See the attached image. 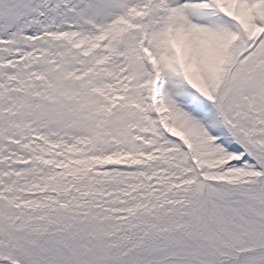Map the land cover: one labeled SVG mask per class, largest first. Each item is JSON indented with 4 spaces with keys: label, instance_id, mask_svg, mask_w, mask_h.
<instances>
[{
    "label": "snow or ice",
    "instance_id": "1",
    "mask_svg": "<svg viewBox=\"0 0 264 264\" xmlns=\"http://www.w3.org/2000/svg\"><path fill=\"white\" fill-rule=\"evenodd\" d=\"M0 264H264V0H0Z\"/></svg>",
    "mask_w": 264,
    "mask_h": 264
}]
</instances>
